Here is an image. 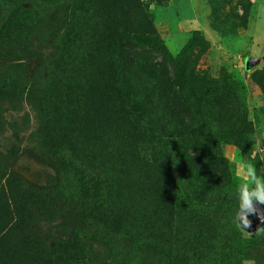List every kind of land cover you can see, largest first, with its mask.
<instances>
[{
	"label": "trees",
	"instance_id": "obj_1",
	"mask_svg": "<svg viewBox=\"0 0 264 264\" xmlns=\"http://www.w3.org/2000/svg\"><path fill=\"white\" fill-rule=\"evenodd\" d=\"M156 1L7 0L10 12L0 30V44L5 39L11 45L30 46L31 32L45 28L48 35L37 41H54L57 51L32 78L20 66L13 67L14 72H0V99L13 103L18 94H27L39 115L36 137L41 148L74 176L79 210L93 224L116 230L130 249L138 247L143 255L149 253L154 238L161 258L167 247L186 246L190 258L174 264H202L210 256L217 263L215 244L237 241L238 232L232 231L234 237L213 235L210 226L215 219L200 211L213 206L205 205V194L219 187L216 179L182 147L171 155L164 140L168 131L185 127L184 120L170 117L169 112L153 113L148 103L176 88L191 94L203 124L225 126V131H233L231 142L241 147L254 131L253 123L237 82L225 72L213 77L205 70L189 71L176 78L156 67L149 69L155 82L140 80L135 49L149 46L165 51L149 12ZM48 9L61 11L60 21L39 25L36 16ZM253 66L249 63L247 71ZM254 80L264 95V70L257 71ZM37 81L42 83L38 88ZM186 176L194 180L188 204L196 203L185 207L192 213L180 217L178 185ZM50 207L48 198L21 189L15 176L0 181V264H89L79 246L50 247L32 231L33 220ZM248 219L252 226L244 230L257 231L264 211L257 208ZM183 224L187 234L176 244L175 229ZM154 229L157 233L152 237ZM182 251L172 248L170 253L178 259Z\"/></svg>",
	"mask_w": 264,
	"mask_h": 264
},
{
	"label": "rangeland",
	"instance_id": "obj_2",
	"mask_svg": "<svg viewBox=\"0 0 264 264\" xmlns=\"http://www.w3.org/2000/svg\"><path fill=\"white\" fill-rule=\"evenodd\" d=\"M48 10L50 12L36 16L39 25L47 20L60 21L61 11ZM9 12L7 0H0V30ZM149 12L165 51L149 46L135 49L136 72L141 76L140 80L155 82L149 69L156 67L164 68L176 78L189 71L199 73L205 70L213 77L225 72L237 82L236 87L253 123L254 131L249 132L241 147L231 142L233 131H225V126L203 124L196 97L191 94L186 95L176 88L167 96H156L148 103L153 113L169 112L170 117L178 116L184 120L186 126L177 132L168 131L164 140L171 155H176L182 147L206 168L208 176L216 179L219 187L205 194V205L213 206L200 210L215 219V224L210 226L212 234L225 238L234 237V229L238 232L237 241L215 244L214 252L219 255L217 263L210 256L202 264H243L245 259L264 264V234L256 233L260 228L254 232L244 231L234 222L238 207L235 169L242 168L241 162L247 161L256 167L258 174L264 173V95L254 80V74L264 70V0H157ZM46 35L45 28L31 32L28 36L30 46L11 45L3 39L1 44L4 46L0 51V67L3 69L0 72H14L17 69L13 67L20 66L19 69L32 78L43 62L57 51L54 41H37ZM249 63L254 66L247 71ZM44 71L43 68L38 73ZM40 84L37 81L35 86L38 88ZM35 86L31 89L32 99ZM26 95L18 94L13 103L9 99H0V181L13 175L18 178L21 189L49 199V211L35 218L30 226L35 235L50 247L64 243L79 246L89 264H174L175 260L183 263L189 259L191 254L186 246L183 249L181 246L167 247L166 255L161 258L155 250L158 244L154 238L149 241V253L143 255L138 247L130 249L116 230H105L80 212L81 206L76 199L77 182L41 148L36 137L39 115ZM169 127L172 128V124ZM173 173L176 176V168ZM192 182L186 176L178 185L181 193L176 200V210L180 217L192 213V209L185 207H194L196 203L188 204L187 195L192 193ZM256 207L264 211V205L257 204ZM187 229L185 224L177 225V235L173 239L176 244L178 239H185ZM150 232L152 237L157 233L155 229ZM172 248L177 253L183 250L178 259L170 253Z\"/></svg>",
	"mask_w": 264,
	"mask_h": 264
},
{
	"label": "clouds",
	"instance_id": "obj_3",
	"mask_svg": "<svg viewBox=\"0 0 264 264\" xmlns=\"http://www.w3.org/2000/svg\"><path fill=\"white\" fill-rule=\"evenodd\" d=\"M241 163L243 167H237L234 172L238 181L236 186L238 207L234 222L244 230L252 226L248 217L257 213L256 205H264V173L258 174L256 167L250 162L243 161ZM256 233L264 234V228H260ZM243 264H255V261L245 259Z\"/></svg>",
	"mask_w": 264,
	"mask_h": 264
},
{
	"label": "water",
	"instance_id": "obj_4",
	"mask_svg": "<svg viewBox=\"0 0 264 264\" xmlns=\"http://www.w3.org/2000/svg\"><path fill=\"white\" fill-rule=\"evenodd\" d=\"M263 224H264V222H263ZM263 224H262V225H263ZM262 225H261V227H262ZM261 227H260V228H261Z\"/></svg>",
	"mask_w": 264,
	"mask_h": 264
}]
</instances>
